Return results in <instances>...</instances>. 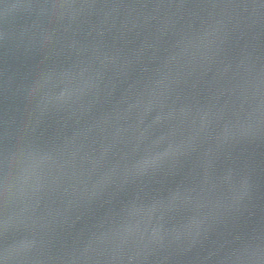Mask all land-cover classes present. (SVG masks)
I'll use <instances>...</instances> for the list:
<instances>
[{"label":"water","instance_id":"95a60500","mask_svg":"<svg viewBox=\"0 0 264 264\" xmlns=\"http://www.w3.org/2000/svg\"><path fill=\"white\" fill-rule=\"evenodd\" d=\"M0 264H264V0H0Z\"/></svg>","mask_w":264,"mask_h":264}]
</instances>
